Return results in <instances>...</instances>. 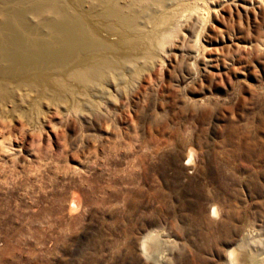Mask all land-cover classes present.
I'll return each instance as SVG.
<instances>
[{"label":"rangeland","instance_id":"374dc122","mask_svg":"<svg viewBox=\"0 0 264 264\" xmlns=\"http://www.w3.org/2000/svg\"><path fill=\"white\" fill-rule=\"evenodd\" d=\"M0 264H264V0H0Z\"/></svg>","mask_w":264,"mask_h":264},{"label":"bare ground","instance_id":"6f19581e","mask_svg":"<svg viewBox=\"0 0 264 264\" xmlns=\"http://www.w3.org/2000/svg\"><path fill=\"white\" fill-rule=\"evenodd\" d=\"M126 2H127V1H126ZM183 6H184V5H183ZM175 7H176V6H175ZM161 9H162V8H161ZM69 10H70V9H69ZM124 11H126V10H124ZM132 16H133V15H132ZM134 16H135V15H134ZM78 27H79V26H78ZM160 27H161V26H160ZM156 30H157V29H156ZM78 31H79V30H78ZM151 34L154 35V33H152V32H151ZM65 35H66V34H65ZM65 38H66V37H65ZM151 41H152V39H151ZM68 44H69V43H68ZM70 45H71V44H70ZM72 46H73V45H72ZM55 56H56V55H55ZM73 66H74V65H73ZM110 68H111V67H110ZM110 70H111V69H110ZM89 71H90V70H89ZM96 71L98 72V70H96ZM100 71H102L101 68H100ZM92 72H93V71H92ZM97 72H96V73H97ZM93 77H94V76H93ZM190 155H191V154H190ZM76 207H77V206H76ZM73 209H74V208H73ZM143 246H144V245H143ZM148 246H149V245H148ZM143 248H144V247H143ZM144 249H145V248H144ZM144 251H146V250H144ZM233 255H234V252L231 251V256L233 257V260H235V258H234L235 255H234V256H233ZM243 256H244V255H243ZM232 257H231V258H232ZM239 259H240V258H239ZM239 259H238V260H239ZM230 260H231V259H230Z\"/></svg>","mask_w":264,"mask_h":264}]
</instances>
